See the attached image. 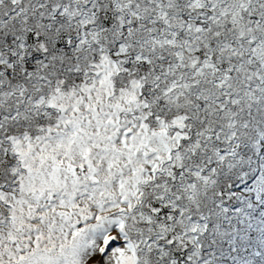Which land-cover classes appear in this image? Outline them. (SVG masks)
<instances>
[{"label": "snow or ice", "instance_id": "1", "mask_svg": "<svg viewBox=\"0 0 264 264\" xmlns=\"http://www.w3.org/2000/svg\"><path fill=\"white\" fill-rule=\"evenodd\" d=\"M0 264H264V0H0Z\"/></svg>", "mask_w": 264, "mask_h": 264}]
</instances>
